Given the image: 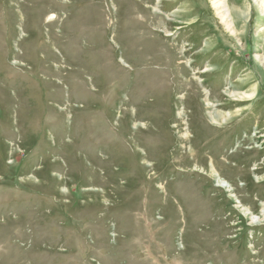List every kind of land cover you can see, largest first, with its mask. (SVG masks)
Segmentation results:
<instances>
[{
  "label": "rangeland",
  "instance_id": "374dc122",
  "mask_svg": "<svg viewBox=\"0 0 264 264\" xmlns=\"http://www.w3.org/2000/svg\"><path fill=\"white\" fill-rule=\"evenodd\" d=\"M224 2L0 0V264H264V0Z\"/></svg>",
  "mask_w": 264,
  "mask_h": 264
},
{
  "label": "bare ground",
  "instance_id": "6f19581e",
  "mask_svg": "<svg viewBox=\"0 0 264 264\" xmlns=\"http://www.w3.org/2000/svg\"><path fill=\"white\" fill-rule=\"evenodd\" d=\"M53 3V2H52ZM61 4V3H60ZM213 4L214 6H217V13L218 15L220 16V18L225 21L226 19L230 18V15H229V11L228 9H226V6H225V2L224 0H213ZM260 12V11H259ZM263 13V12H262ZM53 19H55V15L54 14H49L46 18V20L48 21V23L52 22ZM231 19H230V25L233 24V22L231 23ZM127 29V28H126ZM107 35V34H106ZM123 54V53H122ZM71 59V58H70ZM99 59V58H98ZM105 59V58H104ZM170 60V59H169ZM174 63V62H173ZM86 65H88V63H86ZM180 68L181 67V63H177V68ZM91 71V70H90ZM179 71V70H178ZM160 72V71H159ZM151 73V72H150ZM109 75V74H107ZM152 75V74H151ZM74 76V75H73ZM106 78V77H105ZM168 78V77H167ZM79 80V79H78ZM111 81V80H110ZM123 82V81H122ZM188 83V82H187ZM83 84V83H82ZM102 84V83H101ZM186 85V84H185ZM100 86V85H99ZM102 87V86H101ZM118 89V88H117ZM136 89V88H135ZM230 96H234L238 99L242 98L241 96H237L235 94H229ZM211 166H212V172H217V169H216V165L214 163H211ZM222 183V182H221ZM221 185V184H220ZM224 185V184H223ZM227 185V184H226ZM228 188V187H226ZM229 192H231V190H229ZM1 238V237H0ZM174 243V242H173ZM204 244V242H203Z\"/></svg>",
  "mask_w": 264,
  "mask_h": 264
}]
</instances>
